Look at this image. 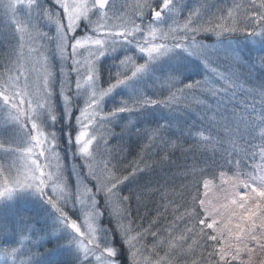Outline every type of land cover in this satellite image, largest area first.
I'll return each mask as SVG.
<instances>
[{"label":"snow or ice","instance_id":"1","mask_svg":"<svg viewBox=\"0 0 264 264\" xmlns=\"http://www.w3.org/2000/svg\"><path fill=\"white\" fill-rule=\"evenodd\" d=\"M55 5L63 15L42 0H0L17 41L0 64V203L27 192L41 197L55 213L52 231L67 233L79 264H120L117 235L130 264H257L255 257L264 254V79L249 77L253 70L264 72V0L231 5L226 0H136L132 5L55 0ZM45 22L55 25L54 35L42 30ZM209 35L215 37L211 43L205 39ZM241 36L249 41L244 48L231 43ZM121 49L134 51H125L114 79L103 87L100 61ZM165 58L179 63L165 67ZM201 66L200 78L189 79L187 74ZM145 78L153 95L140 91L105 111V97ZM157 106L191 114V122L173 117L136 128L144 144L136 159L123 165L127 148L108 141L133 132L135 122L116 133L119 114ZM62 120L70 125L67 140L81 172L87 170V183L71 181L58 151L64 142L57 128ZM157 150L159 161L152 159ZM175 150L191 156L181 172L189 183L177 193L190 197L187 217L174 215L164 225V204L141 227L135 218L141 197L153 189L151 181L141 185L139 179L155 170L152 164L168 163ZM257 155L261 163H247ZM126 182L135 187L123 195ZM154 190L164 198L162 189ZM0 237L4 264H39L29 219L19 229L0 225Z\"/></svg>","mask_w":264,"mask_h":264},{"label":"rangeland","instance_id":"2","mask_svg":"<svg viewBox=\"0 0 264 264\" xmlns=\"http://www.w3.org/2000/svg\"><path fill=\"white\" fill-rule=\"evenodd\" d=\"M233 1L234 0H226L229 5H231ZM126 2L127 4L132 5L136 2V0H126ZM186 2H189V0H186ZM190 2L195 4L197 3V0H190ZM209 2H215V0H209ZM42 3L47 4L52 11H58L61 13V15H63L62 10H60L59 7L55 5V0H42ZM41 28L44 32H48L51 35L55 34L54 24H49L45 22L41 25ZM205 39H207L208 42L211 43L215 40V37L209 35L206 36ZM245 41L249 43V41ZM16 43L17 41L14 36L13 22L11 21L8 15L4 14L3 10H0V64L5 62L7 54L14 46H16ZM231 43L234 45L233 41ZM125 51H134V49H121L115 54L106 55L100 61L101 85L103 87H107L111 79H114L112 73L116 71L117 62L125 54ZM137 55L139 56L140 54L137 53ZM84 57H87L86 51L84 52ZM165 60L167 61L165 67L175 66L179 63L178 59L175 58H165ZM53 63L55 65V72L57 75H59V61L54 60ZM200 72L201 70L192 71L187 74L188 78H196L195 74H199ZM75 79L76 77L73 74L72 80L75 81ZM72 87H75L74 83ZM149 88L152 87L150 86L147 78L143 80L138 79L133 81L132 86L123 85L116 88L109 96L105 97L104 99L103 103L105 111H111L113 108L121 106L122 101L130 100L134 95H136L140 91H143L146 94L150 95L151 89ZM83 100L84 98L78 100V103L81 106H83ZM135 114L120 113L117 121L113 125L115 127L116 133H119L121 128L126 123H128L129 120H133V115ZM57 128L64 132V142L61 143L60 149L58 151L60 152V155L64 157L63 163L68 169V172L72 173L71 181L75 182L77 179L84 180V174L87 170L81 172L80 161L74 159L73 145L67 140V132L70 131L69 123L66 120H62L61 123L57 125ZM74 135L75 133L73 132V137ZM113 138L119 140V136ZM111 139L112 138L109 139L108 144L110 143ZM73 169H75L74 172L72 171ZM84 182L87 183L86 180H84ZM122 194L126 195L127 193L123 192ZM114 206L120 208L123 207L122 205H119L118 202H114ZM70 214L73 215L74 218H77L76 210H73ZM54 217V210H52L50 206L47 205L41 197H39L38 195H34L30 192L20 194L12 201L0 203V225L11 224L17 227V229H19L23 225V221L25 219H29L31 221L32 227L35 229L36 239L38 241L35 250L39 251V253L41 254L39 257H37L39 264H53V261H59L60 264H79L74 250L71 249V247L67 243V233L60 231H52V223ZM110 219V217L106 216L104 218V222L107 223ZM112 219L115 223L114 217H112ZM136 221L137 224L141 226L140 222L138 220ZM115 239L116 245L121 250H123V252L120 251V264L122 263V259L124 258V260H126V263L130 264L127 246L123 245L118 235L115 237ZM152 242L153 238L151 236H149L145 241V243L149 245V247L151 246ZM3 244V237H0V246H3ZM145 255L148 256L149 259L153 258L148 255L147 252H145ZM160 255H164V253L161 252ZM0 264H4L3 259H0Z\"/></svg>","mask_w":264,"mask_h":264},{"label":"trees","instance_id":"3","mask_svg":"<svg viewBox=\"0 0 264 264\" xmlns=\"http://www.w3.org/2000/svg\"><path fill=\"white\" fill-rule=\"evenodd\" d=\"M233 2L246 3V0H234ZM233 42L234 45H238L241 48H244V46L248 44L242 36L238 41L233 40ZM260 46V43H258L254 47L259 48ZM200 70L201 72L199 74H195L196 79L200 78L203 72V68L201 67ZM249 79L258 82L259 80L264 79V72L253 70ZM149 89H151L150 95H153L154 89ZM187 103L194 105V101H192L191 99L187 101ZM190 116L191 114H171L158 106L152 109L142 110L140 113L133 115V120L135 122L133 126V132L121 138L119 137V141H121L127 148V152L123 154L124 158L121 163L123 165L130 164L134 159H136L137 153L140 150V145L144 144L143 138L135 133L136 128H151L156 126L157 123H165L166 120L172 119L173 117H175V119H178L181 123H183L184 121L191 122ZM117 141L118 139L112 138L109 145L117 146ZM160 155L161 154L157 150L156 152H153L152 159L159 161ZM190 163L191 156L186 157L181 151L175 150L169 154V162L166 163L163 167H161L159 164H152V168L155 170L149 171L147 175L142 174L141 178L139 179V183L141 185H144L148 183V181H151L152 183L150 185V188L153 190L147 191L141 197V206L139 208L137 216L135 217L136 220L140 222L141 227H147L149 222L155 217L156 210L159 208L161 211H163V208L161 206L164 204L168 205V211L161 217L164 225L170 223L174 219V215L184 214L185 217H187L186 208L187 202L189 201L190 197L187 193H185L183 197L177 195V193L181 192L183 185L189 183V181L181 175V172L183 171L184 166ZM247 163L259 164L261 163V160L257 155L255 161L249 160L247 161ZM217 183H219L218 180ZM134 187V182H126L123 190L125 193H127L126 195H128V189ZM154 189H162V191L165 193L164 198L161 197L160 191H155ZM202 192L203 189L201 186V194ZM131 207L133 212H136L137 205L135 201L132 202ZM121 251L123 252V250ZM262 258H264V254H258L255 257L257 264ZM124 259H122L121 264H127L126 260Z\"/></svg>","mask_w":264,"mask_h":264}]
</instances>
